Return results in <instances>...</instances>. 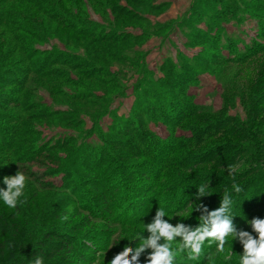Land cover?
<instances>
[{"label":"rangeland","instance_id":"374dc122","mask_svg":"<svg viewBox=\"0 0 264 264\" xmlns=\"http://www.w3.org/2000/svg\"><path fill=\"white\" fill-rule=\"evenodd\" d=\"M81 17L90 22L79 27L93 25L92 36H74L67 47L54 39L24 43L29 37L18 26H0V56L8 55L11 35L20 39L12 45L27 48L0 78V177L17 171L27 177L22 203L0 202L7 217L0 224L8 230L15 222L23 237L33 230L86 236L91 229L83 241L88 257L79 261L76 252L66 264H108L123 236L143 231L146 210L178 196L185 179L195 180L192 187L205 183L200 176H210V187L216 177L249 181L254 190L245 188L238 219L264 217V136L250 144L247 133L236 131L249 116L264 128V0H84ZM99 35L125 41H95ZM54 44L70 56L50 63L43 53L31 56ZM21 117L28 125L17 140ZM224 129L231 134L222 135ZM207 149L232 153L218 164ZM244 149L250 154H239ZM161 173H171L175 193L154 200L151 185ZM12 232L0 233L2 240L23 251L24 240L16 242ZM176 264H183L181 254Z\"/></svg>","mask_w":264,"mask_h":264},{"label":"trees","instance_id":"16d2710c","mask_svg":"<svg viewBox=\"0 0 264 264\" xmlns=\"http://www.w3.org/2000/svg\"><path fill=\"white\" fill-rule=\"evenodd\" d=\"M131 1V0H130ZM155 7V5H153ZM84 14V0H0V26L4 27L2 28L5 30L6 26H11L19 28V30H22L26 36L29 38H24L22 42L28 43V39H38V42H45L46 40H51L54 39L57 42H60L63 44V46L67 47L69 43L74 42V38L76 37V40L81 37H88V35L92 36L93 30L90 28L91 27H79L81 23L87 22L89 23L90 21L84 18L82 20V15ZM86 20V21H84ZM95 25V24H94ZM37 29H40L42 34L37 33ZM72 35V36H71ZM10 39H6V42H8L7 46V51L8 55H5L3 58L0 56V78H3L4 74L8 73L11 74L13 67H10L11 65V59L13 58V55H15L16 52H24L27 48L25 47H20L19 45L17 46L16 44L12 45L10 40H15L17 35L13 36ZM75 36V37H74ZM125 37H122L120 39L113 37H105L99 35V37H95V41H101L103 43H109V44H118L121 42H124ZM17 40H20L19 38ZM91 45V44H90ZM53 49L52 50H38L35 49V53H32L31 56H39L40 54L44 59V62H55L54 60L56 58L61 59L65 58L68 53L65 51H59L57 50L58 47H55V44L52 45ZM30 50V47L29 49ZM31 51V50H30ZM33 51V50H32ZM253 53H250V55H247L246 57L252 56ZM70 55H68L69 57ZM9 57V58H8ZM245 58V57H244ZM242 58V59H244ZM242 59H237L236 61H240ZM231 60V59H229ZM238 61V62H239ZM50 70V69H48ZM47 69H39L36 70V74H44L48 72ZM187 79H182L180 77H177L176 82L183 84L186 82ZM183 86V85H179ZM117 92V91H116ZM119 92V91H118ZM261 94V93H260ZM149 95V94H147ZM262 96V94H261ZM253 97V96H252ZM250 98V101H254L255 97ZM198 108L195 107L194 110H197ZM29 113H26L24 117H29ZM136 117H139V115H136ZM247 120L242 123H238L237 132L241 133H247L248 138L246 141L251 144V142L254 140V135L260 134L261 136H264V128L260 129L256 125V122H254V117L249 116ZM20 119V125L18 124L19 127H17L15 130H13L14 137L19 140L21 139L23 134V128L25 127L24 124L27 126L28 121L25 120L23 117L19 118ZM15 120V119H14ZM238 122V121H237ZM255 123V124H254ZM24 126V127H23ZM22 127V128H21ZM257 127V128H256ZM230 129V128H229ZM234 132V131H233ZM232 132V133H233ZM228 129H224V131L221 133L222 135H228ZM231 134V133H230ZM238 134V133H237ZM210 135L215 136V132L213 134H201L198 136L197 140L198 143H202L205 139H208ZM231 136V135H230ZM212 152V153H211ZM231 151H224L222 153H217L212 149H207L204 154L209 159H212L216 161L218 164H225L227 163V157L230 155ZM244 152H248L250 154V151H246L245 149L243 151H240L239 154H244ZM232 153V152H231ZM167 168V167H165ZM239 171V176H247V172L244 174L240 173L242 171L241 169ZM171 173L163 174L161 173L156 177V179L159 180V183H152V187H154L158 191H152L153 199L155 200L156 196H163V192L169 193L168 191H171L170 193L174 192L171 186L173 185V178L171 179ZM184 177V176H183ZM185 178V177H184ZM213 178V177H212ZM220 178V179H219ZM217 179V183L212 185L210 187L211 190V195L207 197H201L200 200L207 204L209 208H214L218 206L219 199L223 195V192L225 190H228L230 193L233 195L234 199V207H233V212L237 217H234V221L238 219V216L241 214V200L244 196L245 193V188L250 187L249 192L254 190L253 183H250L249 181H246V183H241L242 181H239V179L236 178H228V177H219ZM201 180L202 182H207L208 180L210 181V176L206 179L205 176H200L197 178ZM196 179V180H197ZM163 181L166 183V186H163ZM193 178L190 179H185L184 183L179 186L178 191L179 195L178 196H168L166 201H163L166 203L164 206L168 211H173L174 209H184L187 204L189 203V200L193 199V194L195 193L196 189L192 184L193 183ZM237 183L241 186L242 191L240 193H233L232 192V184ZM175 184V183H174ZM211 184V181H210ZM197 186V185H196ZM153 188V189H154ZM152 189V190H153ZM175 191H177L175 189ZM157 192V193H156ZM185 192V193H183ZM175 193V192H174ZM161 194V195H160ZM247 202H250L252 198L250 196H247ZM175 200H179L178 203L175 202ZM105 202L102 200L100 203ZM172 204L174 206H172ZM252 204V203H251ZM123 205V204H122ZM255 208H258L253 204V212L255 211ZM20 212V211H19ZM18 212V213H19ZM155 212V207L153 205L149 207L148 210H146L145 214L142 217V220L144 221H149L151 219V216L154 215ZM18 213L14 212L10 214V217L13 218L18 215ZM251 213H246L244 217L240 218L237 220V222L240 223L242 226L244 223L242 220L245 218L249 219L252 216L250 215ZM198 212H193L192 215L188 218L189 222L184 220V223L195 225L198 222ZM9 217V218H10ZM139 219V218H138ZM187 219V218H186ZM7 217H4L0 214V221H6ZM173 221V224L176 222ZM130 222V221H128ZM136 222V220H135ZM121 224H126V223H121ZM133 224V223H128L126 226ZM11 228L6 230L4 228V225L0 224V233H10L11 230L13 232L10 234L14 239H18L16 242H25V245L22 244L20 246V249L23 251L16 252L14 250L10 249V241L6 238L2 240L1 234H0V264H31V261H34V259L37 256L43 257L44 259V264H66L67 261L69 260L70 256L72 254H75L76 252H79L78 254V260L84 262V258L88 257V254L86 255L83 252V248H85L87 245L86 243H83V241H86L87 237H90L92 235H89V233L92 231L91 229L86 231V236H82L80 234H74L72 233L71 235L62 233L60 231H52L51 233H47L45 231H38V230H33L30 234H26L24 237L21 236L22 230L19 229L17 225H15V222L10 223ZM9 225V226H10ZM125 226V227H126ZM19 230H18V229ZM18 230V231H17ZM34 232V233H33ZM126 235V234H125ZM131 237V236H130ZM128 235L123 236L121 239L125 240L130 238ZM83 244H82V243ZM237 243H233V259L231 261H228L227 264H237L236 256L237 253H239L240 249ZM89 247V246H87ZM86 247V248H87ZM85 251V250H84ZM86 252V251H85ZM237 252V253H236ZM107 253V252H106ZM105 254V253H102ZM215 256V245L208 246L206 244L205 249H204V254L201 259V264H209V261H207L206 258L209 256ZM218 257V256H217ZM220 257V256H219ZM95 259V258H94ZM93 259V260H94ZM92 260V261H93ZM96 261L98 258L96 257ZM94 260V261H95ZM181 261H183V264H191V262H188L186 258L181 254ZM215 264H225V261H223L222 257H220V260L218 262L215 261Z\"/></svg>","mask_w":264,"mask_h":264},{"label":"clouds","instance_id":"9594fccd","mask_svg":"<svg viewBox=\"0 0 264 264\" xmlns=\"http://www.w3.org/2000/svg\"><path fill=\"white\" fill-rule=\"evenodd\" d=\"M26 180L19 171L0 177L5 185L0 187V202L8 208L22 203ZM194 187L193 199L184 209L170 212L165 207L155 208L151 219L143 223V231L132 233L108 264H176L178 254H183L191 264H201L206 244H214L215 256H222L227 264L233 259L234 242L241 246L239 253L236 252L237 264H264V217L245 218L242 220L245 226H241L234 221L237 216L233 212L232 193L225 190L218 206L210 209L200 200L211 195L210 181ZM241 191L239 184H232L233 193ZM194 211L199 213L198 222L194 226L184 223ZM173 217L179 218L174 224ZM215 256L208 258L209 264H215ZM31 264H44V259L37 256Z\"/></svg>","mask_w":264,"mask_h":264}]
</instances>
